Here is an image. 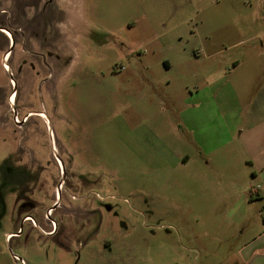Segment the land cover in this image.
I'll return each instance as SVG.
<instances>
[{
	"label": "rangeland",
	"instance_id": "rangeland-1",
	"mask_svg": "<svg viewBox=\"0 0 264 264\" xmlns=\"http://www.w3.org/2000/svg\"><path fill=\"white\" fill-rule=\"evenodd\" d=\"M258 133L264 0H0V264H235Z\"/></svg>",
	"mask_w": 264,
	"mask_h": 264
},
{
	"label": "crops",
	"instance_id": "crops-1",
	"mask_svg": "<svg viewBox=\"0 0 264 264\" xmlns=\"http://www.w3.org/2000/svg\"><path fill=\"white\" fill-rule=\"evenodd\" d=\"M194 95H196L195 92L191 91L192 98L194 97ZM196 96L197 98L195 101H189L191 104L189 105V103H187L184 107V115L188 116L189 109L202 108V99L198 98V92ZM195 120L196 122L189 121V123H186L185 132L186 136H191L194 142L202 151L205 150L206 145L204 144L205 142L200 136H235L234 131L231 134L228 132L227 134L221 133V128L219 127L220 125L215 120L214 122L212 119H206L205 121L202 116H197ZM259 123L260 122H257L256 125H258ZM241 136H243L244 145L248 149H255L262 146L264 134H255L252 138L248 135ZM222 142L225 146V144H229L231 141H226L223 139ZM191 156L192 154L187 152L183 156L185 162H188ZM227 159H229V157H227ZM251 162L252 168H250L249 173L251 174L254 181L261 180L263 182L262 189H264V153L252 154ZM226 169H228V171L224 172L226 173L227 178H231L232 181L227 180L221 183H216L217 189L221 187L228 190V193L224 194V197L230 198L229 196H231V198L234 200L235 198H237L239 205H244V208L247 206V203L257 201L255 199V196H257L258 199L264 198V193L259 188H257L252 193H249L247 192V185L244 186L241 184H237L234 178L235 170L232 166H227ZM245 216L247 215L243 213V217ZM236 219L241 220V218L239 219L238 217ZM257 225L259 224L255 223L254 225H250L248 228L241 230L240 235L243 238L248 235L249 238L247 240H243L240 243V246L237 250L238 261L235 264H264V217L262 224L260 226Z\"/></svg>",
	"mask_w": 264,
	"mask_h": 264
},
{
	"label": "flooded vegetation",
	"instance_id": "flooded-vegetation-1",
	"mask_svg": "<svg viewBox=\"0 0 264 264\" xmlns=\"http://www.w3.org/2000/svg\"><path fill=\"white\" fill-rule=\"evenodd\" d=\"M40 1H41V0H40ZM45 1H46V0H45ZM42 2H43V0H42ZM48 2H49V1H48ZM48 2H44V4H47V5H48V4L50 3V2H49V3H48ZM8 33H9V32H8ZM9 35H10V33H9ZM10 36H11V35H10ZM10 38H11V37H10ZM10 38H9V39H10ZM13 45H15V42L13 43ZM10 51H11V49H10ZM8 54H9V53H8ZM7 56H8V55H7ZM7 56H6V57H7ZM24 121H25V119H24L23 121H20L19 123L22 124ZM62 165H63V163H62ZM66 175H67L66 168H65V166L63 165V176H62L63 181L61 180V183L65 181V176H66ZM61 189H62V188H61ZM61 197H62V193H61V196H60V195H59V191H58V198H59V200L55 203V204H57L56 207L50 209L51 211H52V210H53V211L56 210V208L59 206V203H60ZM55 204H53V206H54ZM53 206H52V207H53ZM85 209H88V208L85 207ZM28 216H29L28 214L25 215V219H27ZM57 231H58V230H57V228H56V229H54L53 232H50V234H53V233H55V232H57Z\"/></svg>",
	"mask_w": 264,
	"mask_h": 264
},
{
	"label": "water",
	"instance_id": "water-1",
	"mask_svg": "<svg viewBox=\"0 0 264 264\" xmlns=\"http://www.w3.org/2000/svg\"><path fill=\"white\" fill-rule=\"evenodd\" d=\"M62 181H63V179H62ZM58 191H59V195L61 196V185L59 186V189H58ZM56 205L57 204H55L52 208H55L56 207Z\"/></svg>",
	"mask_w": 264,
	"mask_h": 264
}]
</instances>
